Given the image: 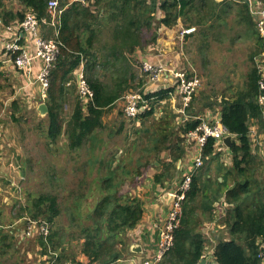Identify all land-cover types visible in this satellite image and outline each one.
Listing matches in <instances>:
<instances>
[{
	"label": "trees",
	"instance_id": "obj_1",
	"mask_svg": "<svg viewBox=\"0 0 264 264\" xmlns=\"http://www.w3.org/2000/svg\"><path fill=\"white\" fill-rule=\"evenodd\" d=\"M20 1L27 10L34 12L39 18L47 17L50 0ZM84 1L89 5L81 1L69 3L68 0H60V6L65 8L57 38L61 46L51 70L50 87L45 101L48 107L45 118L48 122L49 146L64 135L71 152L82 150L93 139L94 133L103 128L105 113L132 90L135 73L129 55L144 47V31H154L152 40L155 42L156 32L160 26L173 28L178 23H182L185 28L197 26L199 32L207 36L206 32L214 30L216 23L225 25V18L235 8L233 3L226 0L222 2L217 0H108L106 2L95 0L94 5L98 10L95 12L90 1ZM253 5V0H242L237 5L240 19L246 26V32L242 37L254 41L255 49L250 54L252 62L258 56L261 58L264 52V37L259 33ZM158 10L164 13L161 19L156 17ZM24 17L25 13L4 10L3 4L0 3V20L5 25L23 20ZM155 22L158 24L156 27ZM103 25L110 27L111 44L99 51L95 46ZM52 32V29L47 30L46 36L52 37ZM82 61L85 65V79L94 92V97L87 106H84L77 92L78 101L74 105L70 120L65 125L64 106L73 94L67 84L74 81V74ZM255 63L256 66L251 68L247 75L244 89L234 97L224 99L220 103L221 123L236 137L230 148L233 159L232 169L241 175L248 171L255 159L250 135L252 122L256 120L264 128V107L258 102L261 93L259 88L261 63ZM1 67L0 61V69ZM1 76L3 74L0 71ZM102 77L108 78V82H104ZM74 86L76 87V83ZM154 95L158 103L168 98L166 90H161ZM155 103L151 105V109L142 113L139 119L153 116ZM170 114L172 115L166 112L160 119L167 118ZM170 117L176 125L175 119L178 116ZM172 122L169 120L166 123L170 126ZM199 123L200 120L197 119H183L182 123L178 124L177 129L183 143L179 147H184L182 150L184 152L181 151L182 153L178 155L171 153V162L167 164V167H164L160 160V152L162 149H168L163 145L169 141V136L165 135L164 128H158L157 132H162L163 138L162 140L156 138L151 142L155 144L153 149V152H156L155 162L170 172L171 167L175 166L179 159H183L188 152L187 134L195 130ZM159 144L162 148L158 146ZM172 149L173 147L168 150L172 151ZM215 150L216 142L209 139L204 148L206 158L204 167L210 159L217 156ZM167 175L171 176L169 173ZM163 176H165L163 173L156 174L154 179L156 182H161ZM252 177L245 176L244 181L235 182L234 186L229 187L225 192L226 202L231 207L220 223H224L230 238L217 242L214 252L217 264H262L258 256V242L264 240V189L257 190L250 180ZM200 180L202 179L197 178V175L194 176L191 189L180 211L174 246L160 264H199L203 259L209 242L202 229L197 230L196 225L197 202L199 195L204 191L199 185ZM120 183L122 184L121 180L115 181V176H102L99 179L101 197L88 216V223L82 227V243L79 250L80 254L88 259V264H114L122 259L125 255L127 232L135 229L143 218L144 201L130 195L129 192H121ZM256 184L259 187V183L256 182ZM222 186L226 187L225 184L217 181L219 194ZM214 193H216L214 190L210 191V194ZM206 206L204 209L208 210ZM24 211L32 218L46 219L53 225L60 215L57 197L52 194L34 198L31 206L26 207ZM211 219H214L212 213ZM9 236H3V241ZM56 237L57 232L53 230L48 238V243L54 251L60 247L55 246ZM10 238L15 241L13 236ZM36 240L47 254L48 244L45 239ZM61 241H63L62 238ZM62 249L64 251L65 248ZM75 260H73L74 264H82Z\"/></svg>",
	"mask_w": 264,
	"mask_h": 264
},
{
	"label": "rangeland",
	"instance_id": "obj_2",
	"mask_svg": "<svg viewBox=\"0 0 264 264\" xmlns=\"http://www.w3.org/2000/svg\"><path fill=\"white\" fill-rule=\"evenodd\" d=\"M88 1L92 4V9L97 12L94 5L95 0ZM226 1L233 3L235 8L225 18V25L216 23L214 30L206 32L207 36H203L196 26L197 30L192 40L187 44L183 43L182 47L179 45L178 51L183 50L187 57L184 62L185 66L190 63L202 80V86L188 110V114L192 116L204 117L208 111L213 113L220 111L222 100L232 98L244 89L247 75L251 68L256 66L255 62L264 65L263 57H256L254 62L250 60V54L255 49L254 41L242 37L246 32V26L242 23L237 11V5L242 0ZM253 2L254 8L256 0ZM0 3L3 4L4 10L14 13L26 14L29 11L20 0H0ZM156 17L161 19L164 13L158 10ZM154 26H158L157 22ZM181 27H183L182 23H178L173 28L160 26L156 32L155 42L152 40L154 31H144V47L129 55L135 80L132 90L128 93L153 92L157 86H162L153 87L148 83L146 77L140 72V66L146 60L159 61L161 55L156 45L160 38L165 37L166 40L177 41ZM162 32H167V34ZM110 44V27L103 25L95 47L100 51L109 47ZM102 79L108 82V78L102 77ZM68 84L73 94L64 106L65 125L70 120L74 105L78 101L74 81ZM16 85L21 86L22 84L12 77H0V152L3 153L0 160L3 161V163L0 162V264L38 263L35 241H23L19 244L17 240L15 242L10 238L7 227L16 222L17 216L30 217L24 209L31 206L34 198L44 194L55 195L60 207V215L53 225V230L57 232V237L54 239L55 246H60L55 251L57 254L61 253L62 264H74V259L78 262L81 258L79 250L82 243V227L88 223V216L101 197L98 176H115L116 182L122 181L119 189L124 193H134L136 188L145 186L147 178L142 177L148 176L149 173L153 176L151 172L157 169L154 165L155 144L151 142L156 138L162 140L163 134L157 132L158 128H164L165 135L169 136V141L163 146L168 149L173 147L172 151L162 149L160 152V160L164 167L170 164L171 153L178 155L184 152L182 151L184 147H179L183 143L179 129H177L178 125H173L170 116L160 119L166 112H172V105L178 106L179 99L176 97L174 102L171 100H165L164 103L159 102L155 106L153 116L145 118L146 120L143 119L144 121L138 118L142 120L141 125L138 126V119L127 120L124 116L127 93L105 113L103 128L94 133L93 139L82 150L71 152L64 135L49 146L48 122L45 116L38 111L41 100L38 95L32 99H28L24 93L20 95L16 90ZM71 85L73 86L70 87ZM34 92L36 94L35 90ZM169 120L172 122L170 126L166 123ZM251 126L255 128L250 134L255 159L248 171L241 175L233 170L232 157L228 159L232 162V164L229 163V167L222 165L219 161L221 157L216 160V163L219 173L227 172L231 187L237 181H244L245 176H253L250 180L258 190L259 188L264 189V128L256 120ZM158 146L161 147L160 144ZM187 149L190 152H185L190 156L192 150L190 147ZM5 159L10 161L4 163ZM19 163L22 164L23 174H21ZM207 163L203 170L209 166ZM6 167L16 169L21 176L19 175L16 179L14 176L4 175L2 171H7ZM203 170L197 174V178L202 179L199 185L204 190L197 202V230H200L205 222L201 216L202 209L208 205L206 207L209 211L207 210L205 216L209 220V212L211 215L213 204L222 197V191L218 193L217 178L214 177L210 183L207 179L203 181L201 174ZM169 174L174 178L179 176V171L173 166ZM22 175L26 179L20 183L24 178ZM205 177H207L206 174ZM7 180H10V184L6 182ZM256 182L259 183V187ZM211 190L216 193L210 194ZM20 224L23 228L22 222ZM3 236H9V238L3 241ZM62 248H65L64 251ZM25 251H32L33 259L30 262Z\"/></svg>",
	"mask_w": 264,
	"mask_h": 264
},
{
	"label": "built area",
	"instance_id": "obj_3",
	"mask_svg": "<svg viewBox=\"0 0 264 264\" xmlns=\"http://www.w3.org/2000/svg\"><path fill=\"white\" fill-rule=\"evenodd\" d=\"M68 1L69 3L81 1L87 5V2L84 0ZM64 10L65 8L60 6V0H50L48 2L47 17L45 18H39L34 12L29 10L23 20L11 23L10 25H5L0 20L2 63L4 65H12L18 72L22 73L27 80V84L34 88L36 96L38 95L42 103L48 97L51 70L60 51L61 43L57 38ZM253 13L257 19L259 33L264 37V1H256ZM49 29L53 30L52 37L46 36V32ZM195 32V27H182L181 37L184 39L185 36L192 35ZM262 57L264 58V52ZM140 72L153 87L157 85L162 86H157L153 92L128 93L125 96L124 106V116L127 120H137L142 113L151 109L153 103L156 102L155 104H158L154 94L161 90H166L168 96L166 99H170L173 102L178 97L179 104L177 107L174 106V109L184 120L190 119L187 116L188 109L202 86L201 77L190 63L185 67H181L176 63L151 62L146 60L142 62ZM259 72L261 75L259 81L261 93L258 97V102L264 107V65L262 63L259 65ZM74 83H76L80 100L84 106H87L92 101L94 92L85 79L84 61H82L74 74ZM166 99L160 102L164 103ZM195 119L200 120L199 125L195 130L187 134V146L192 150L191 158L193 165L184 175L176 191L169 194L172 200L165 220L159 227V239L154 258L143 261L141 264H160L173 248L175 230L179 226L180 211L191 189L194 176L205 165L204 148L209 139H213L216 142L217 149L219 146L226 147L224 139L228 136H231L232 140L236 138L221 123L220 116L219 118H213L212 116L205 115L204 117H196ZM188 152L190 151L188 150ZM25 179L26 177L22 181ZM12 185L16 186L15 183H12ZM21 222L24 224L22 230H18L21 237L29 241L43 238L47 242V254L43 255V260L46 264H62L60 254H57L48 243V238L53 231V223L46 219H35L29 216L20 218ZM258 243V256L262 264H264V240H260ZM203 259L206 260V257L203 256ZM41 262L42 259H40Z\"/></svg>",
	"mask_w": 264,
	"mask_h": 264
},
{
	"label": "crops",
	"instance_id": "obj_4",
	"mask_svg": "<svg viewBox=\"0 0 264 264\" xmlns=\"http://www.w3.org/2000/svg\"><path fill=\"white\" fill-rule=\"evenodd\" d=\"M180 24V23H179ZM167 29V28H166ZM182 29V27H181ZM173 32V31H172ZM163 34H167V32H162ZM193 38V34L189 36H185L184 39L181 37V32L180 36L178 37L177 41H171V40H166L165 37L160 38V41L157 43L156 47L160 50V60L162 62H171V63H176L177 65H180L181 67L184 66V62L187 60L186 55L184 54L185 52L178 51L179 45L182 47L183 43L187 44L190 42ZM177 51H176V50ZM182 49V48H181ZM2 58L1 56V41H0V61L2 63ZM0 71L3 74V77H12L15 80H18L21 82L20 85H16V90L20 95L23 93L27 95L28 99H32L33 97H37L34 88L30 85L27 84L26 78L23 76L22 73L18 72L15 67L9 64H3L0 69ZM170 100V99H166ZM170 102V101H169ZM42 103V102H41ZM39 103V106L40 104ZM161 103V102H160ZM171 103V102H170ZM175 105H172V115H177L178 117L175 119V123L178 125L182 123L183 118L182 116H179L174 109ZM170 114V116H172ZM212 116L213 118H219L220 116V111L213 113L208 111L206 113V116ZM190 117V119H195L197 116H192L190 114L187 115ZM143 120V119H142ZM137 121V125H141V121ZM146 120V119H144ZM143 120V121H144ZM174 125V122H173ZM252 129H255L252 127ZM235 140V138L232 140V142ZM187 154V153H186ZM215 154L217 156L213 157L210 159V161L207 163L209 164L208 167H206L205 170L202 171V177L203 181L207 179V181L210 183L214 177L217 178V181L219 183H223L226 185L224 188L223 186L221 187L222 191V197H220L217 202L213 204V218L211 219V215L209 212V220L206 218V213L207 210L203 209L201 211V216L202 218L205 219L204 225L201 228L203 231V234L206 236L209 242V246L206 247L205 254L204 256L206 257V264H217L216 261L214 260V252H215V247L218 241L221 239H227L229 238V234L227 232V228L224 225V223H220L221 219L224 218L227 210L231 207L226 202L225 199V192L226 190L231 186V182L228 179L227 172H218V165L216 163V160L221 157V160H219L222 165L225 167H229L228 165L232 164L231 161H228L230 157H232V152L229 147H222L219 146L215 150ZM3 153L0 152V160L2 158ZM101 158V157H100ZM213 160V162H211ZM9 162L10 160H6L5 162ZM3 163V161H0ZM230 163V164H229ZM155 167L157 168L155 172L153 173V176L149 173L148 176H143L142 178H147L145 182V186H140L136 188L134 193L129 192L130 195L139 197L142 201H144L145 206H144V214L141 222L139 225L133 229L127 232L126 235V248L125 249V255L123 256L122 259L118 260L114 264H141L143 261L150 260L154 258L156 251H157V245H158V239H159V227L162 225V223L165 220L167 211L169 209V205L171 203L172 198L170 197L169 194L173 193L176 191L178 185L180 184L181 180L183 179L184 175L191 169L193 165V161L191 158V155L189 156L188 154L185 155L183 159H179L176 164L175 168L177 171H179V176H175L174 178L172 176H168L167 174L170 172H167L165 168L161 167L158 162H154ZM10 166V164H9ZM20 169H21V174L22 172V164L19 163ZM7 171H2L4 175L6 176H14V178L18 179L20 172L17 171L14 168H5ZM200 171H198L199 173ZM165 174V176L162 177L161 182H156L155 181V175L156 174ZM196 173V175L198 174ZM199 174V175H201ZM205 174L207 177H205ZM21 176V175H20ZM24 176V175H22ZM3 177V176H2ZM25 177V176H24ZM102 176H98V178H101ZM8 184H10V180H7ZM22 182V179L20 183ZM99 182V180H98ZM17 190V188H15ZM124 193V192H123ZM17 218V217H16ZM21 218V217H20ZM20 218L16 219V222H14L12 225H9L7 227L8 229V234L10 236H13L15 240L18 241L20 244L23 241H28L25 240L23 237H21L20 231L22 230V227L20 226ZM207 220V221H206ZM20 225H19V224ZM23 227L24 224L22 223ZM223 231V232H220ZM32 241V240H30ZM35 241V240H34ZM37 241V240H36ZM35 241V251L38 255V263L37 264H43L45 262L43 260V255L46 253L43 251V248L39 243H36ZM33 245V244H31ZM24 252V250H23ZM26 257H28V261L30 262L33 259V254L32 251H25ZM40 259H42V262L40 263ZM79 261L82 264H88V259L81 254V258ZM46 264V262H45Z\"/></svg>",
	"mask_w": 264,
	"mask_h": 264
},
{
	"label": "water",
	"instance_id": "obj_5",
	"mask_svg": "<svg viewBox=\"0 0 264 264\" xmlns=\"http://www.w3.org/2000/svg\"><path fill=\"white\" fill-rule=\"evenodd\" d=\"M218 1V0H217ZM224 1V0H222ZM221 1V2H222ZM38 111L39 113L42 115V116H46L47 113H48V107H47V104L44 102V103H41L40 106L38 107ZM224 144L231 148V144H232V137L231 136H228L227 138L224 139ZM200 264H206V260L205 259H202Z\"/></svg>",
	"mask_w": 264,
	"mask_h": 264
}]
</instances>
